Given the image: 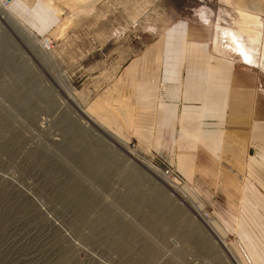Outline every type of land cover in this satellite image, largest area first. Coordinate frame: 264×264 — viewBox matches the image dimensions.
<instances>
[{"label": "rangeland", "instance_id": "obj_1", "mask_svg": "<svg viewBox=\"0 0 264 264\" xmlns=\"http://www.w3.org/2000/svg\"><path fill=\"white\" fill-rule=\"evenodd\" d=\"M1 5L0 264H264L263 243L239 235L248 218L241 192H210L207 177L187 178L132 132L104 128L89 107L111 92L124 58L172 21L210 24L211 39L217 23L234 27L238 13L227 0L153 1L115 26L110 42L88 35L94 48L71 66L57 56L69 51L59 40L32 39ZM172 134L168 128L167 144Z\"/></svg>", "mask_w": 264, "mask_h": 264}, {"label": "crops", "instance_id": "obj_2", "mask_svg": "<svg viewBox=\"0 0 264 264\" xmlns=\"http://www.w3.org/2000/svg\"><path fill=\"white\" fill-rule=\"evenodd\" d=\"M153 1L9 0L8 5L34 35L59 40L57 47L69 51L57 56L71 66L94 48L88 35L99 44L110 42L115 26H128ZM212 32L202 21H172L124 58L111 92L89 107L104 128L126 138L132 132L175 160L187 178L207 177L210 192H241L248 218L239 223V235L244 241L252 234L264 246V169L258 163L264 164V88L257 87L255 68L217 52Z\"/></svg>", "mask_w": 264, "mask_h": 264}, {"label": "bare ground", "instance_id": "obj_3", "mask_svg": "<svg viewBox=\"0 0 264 264\" xmlns=\"http://www.w3.org/2000/svg\"><path fill=\"white\" fill-rule=\"evenodd\" d=\"M7 1L8 0H0V5L2 4L1 8L6 17L18 24L21 31L28 33L32 39H36L34 34H32L24 24L17 20L12 12L5 6ZM227 1L232 8L236 10L238 16L234 20V27H224L219 23L216 24L219 26V29L217 31V37H214L213 42H216L219 45L217 52L229 55L227 51H230L232 55H235L234 57H239L241 59L240 62H243L249 67L259 69L264 73V19L261 17V12L263 11L262 6L257 0ZM178 190L179 189L176 191ZM211 231L214 232V230ZM217 238L219 239L218 235ZM220 241L225 249L231 253L230 255H233V259L235 260L236 257L228 247L227 243L223 240ZM249 254V257L252 258V254ZM238 263L240 262L238 261Z\"/></svg>", "mask_w": 264, "mask_h": 264}, {"label": "built area", "instance_id": "obj_4", "mask_svg": "<svg viewBox=\"0 0 264 264\" xmlns=\"http://www.w3.org/2000/svg\"><path fill=\"white\" fill-rule=\"evenodd\" d=\"M41 42L43 43V46L45 48H51L53 46V41L49 38H44L41 40ZM163 175H166L168 177H172V175H174V171L171 168H166L163 171Z\"/></svg>", "mask_w": 264, "mask_h": 264}]
</instances>
